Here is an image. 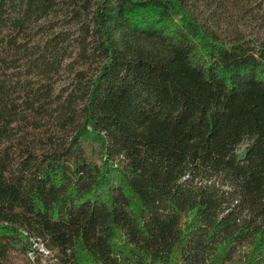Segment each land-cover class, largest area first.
Masks as SVG:
<instances>
[{"label":"trees","instance_id":"trees-1","mask_svg":"<svg viewBox=\"0 0 264 264\" xmlns=\"http://www.w3.org/2000/svg\"><path fill=\"white\" fill-rule=\"evenodd\" d=\"M256 2L0 0V264H264Z\"/></svg>","mask_w":264,"mask_h":264},{"label":"rangeland","instance_id":"rangeland-1","mask_svg":"<svg viewBox=\"0 0 264 264\" xmlns=\"http://www.w3.org/2000/svg\"><path fill=\"white\" fill-rule=\"evenodd\" d=\"M253 13L247 15L241 22L240 26L245 32H253L254 34L264 35V0H257L256 4L254 5ZM51 18H55L59 20L64 17V15L60 12L56 14H51ZM59 29H70L74 28L73 26H69V24L65 22L59 23ZM69 62V59L65 60ZM66 74L67 72L64 70L61 76V79L58 83H63L66 81ZM244 145L239 147V151L243 150Z\"/></svg>","mask_w":264,"mask_h":264}]
</instances>
